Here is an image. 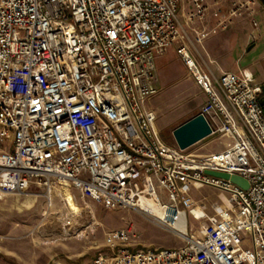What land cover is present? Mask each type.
I'll return each instance as SVG.
<instances>
[{"label":"built area","instance_id":"2783aa9c","mask_svg":"<svg viewBox=\"0 0 264 264\" xmlns=\"http://www.w3.org/2000/svg\"><path fill=\"white\" fill-rule=\"evenodd\" d=\"M254 1L211 11L215 23L194 30L197 41ZM192 4L181 18L179 0H0V192L42 189L51 204L67 182L183 242L134 248L127 225L104 234L95 264H264V89L244 70L213 77L200 66L184 24L203 22L208 7ZM172 46L206 96L199 113L227 138L221 150L196 156L169 145L146 107L158 92L155 57ZM195 183L227 193L200 235L187 220Z\"/></svg>","mask_w":264,"mask_h":264},{"label":"rangeland","instance_id":"374dc122","mask_svg":"<svg viewBox=\"0 0 264 264\" xmlns=\"http://www.w3.org/2000/svg\"><path fill=\"white\" fill-rule=\"evenodd\" d=\"M250 19L254 30L249 35L258 43L242 55L238 63L244 66L241 70L250 71L264 89V43L259 40L261 33L257 21ZM175 65L177 70L186 69L181 60ZM184 82L192 101L196 102L195 83ZM152 98L155 102L149 105L155 112V125L160 136L166 143L176 144L172 130L177 127L175 123L185 104L173 96L168 86L161 90L158 88V93ZM201 106L197 105L194 112L199 113ZM226 142L225 136L215 132L190 145L184 152L201 156L221 150ZM64 187L73 196L78 211H70L67 207ZM189 195L193 205L187 212L188 226L200 235L203 226L214 216L213 207L219 205L224 208L227 205V193L195 183ZM127 225L132 226L136 235L131 241L134 248H178L183 245L182 240L152 224L142 213L123 207L105 208L101 203L82 196L80 190L72 185L58 186L52 194L51 204L42 189L0 192V264H95L98 252H106L104 234Z\"/></svg>","mask_w":264,"mask_h":264},{"label":"crops","instance_id":"0c3cea01","mask_svg":"<svg viewBox=\"0 0 264 264\" xmlns=\"http://www.w3.org/2000/svg\"><path fill=\"white\" fill-rule=\"evenodd\" d=\"M217 2L218 4L214 5V0H204V3L208 7L205 20L203 22L194 20L184 24V40L189 44L190 51L191 48L193 49V52L191 51L193 57L200 66L213 77H218L224 71L236 72L244 67L240 66L238 63L239 59L258 43L252 41L249 35V33L254 30L250 18L257 21L259 32L261 33L259 40L264 43V5L258 0H255L251 4L252 6H250V8H252V12L249 13L243 8L240 14L236 16L232 23L225 29L219 30L215 34L208 35L201 41H197L194 30H200L201 28L209 29L212 27L215 23V19L211 11L218 8L220 11L226 12L230 7L231 0H217ZM192 9H194L192 0H179V15L181 18ZM180 60V57L176 53L175 46L168 48L164 54L155 57L157 88L161 90L167 86L170 87L173 96L185 104L183 111L178 115L179 117L175 123L177 126L197 114L194 112L195 107L206 101L205 94L189 75L187 69L181 68L177 70L175 67L177 66L175 63L180 64ZM246 72L251 73L250 71ZM185 80L195 83L193 85L195 86V92L197 94L196 102L192 101L190 97L191 94L186 89L185 84L187 83L184 82ZM152 97L146 102V107L148 109H151L149 105L150 102H155ZM159 102V95H157V104ZM157 130L159 131L158 127Z\"/></svg>","mask_w":264,"mask_h":264},{"label":"water","instance_id":"95a60500","mask_svg":"<svg viewBox=\"0 0 264 264\" xmlns=\"http://www.w3.org/2000/svg\"><path fill=\"white\" fill-rule=\"evenodd\" d=\"M264 5V0H258ZM211 134V128L206 120V118L197 113L193 117L189 118L185 122L181 123L172 130L173 138L176 145L184 150L195 142L203 139L204 137ZM205 174L221 177L224 179H229L231 182L240 186L243 189L248 187L247 181L237 174H229L227 172H220L214 170H205Z\"/></svg>","mask_w":264,"mask_h":264},{"label":"bare ground","instance_id":"6f19581e","mask_svg":"<svg viewBox=\"0 0 264 264\" xmlns=\"http://www.w3.org/2000/svg\"><path fill=\"white\" fill-rule=\"evenodd\" d=\"M63 186H68L67 182H64ZM64 190H65V201H66L67 207L70 209V211H73V212L78 211V207L76 206L73 200V196L68 191L67 187H64Z\"/></svg>","mask_w":264,"mask_h":264}]
</instances>
